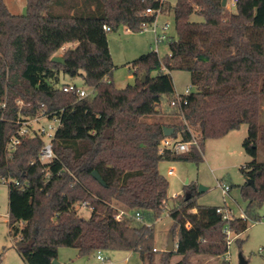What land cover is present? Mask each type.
<instances>
[{
	"label": "trees",
	"instance_id": "1",
	"mask_svg": "<svg viewBox=\"0 0 264 264\" xmlns=\"http://www.w3.org/2000/svg\"><path fill=\"white\" fill-rule=\"evenodd\" d=\"M165 5V0H27L26 13H13L0 0V183L8 184L9 232L27 264H55L60 247L76 248L82 256L103 248L132 250L154 264L155 221L170 185L159 162L200 163L208 138L245 123L242 145L252 159L242 172L254 185H239L244 216L225 220L218 208L226 205L199 204L197 183H186L169 212L177 247L162 251L161 263L181 255L174 264H188L197 253L226 258L225 225L241 234L249 219L264 217V160L258 158L264 144V0H237L232 12L222 0H177L172 7L177 37H168L169 52L135 58L136 82L117 87L108 32L121 26L143 30ZM149 7L156 11L147 13ZM63 46L64 62L53 61ZM173 70L192 75L181 107L171 104ZM62 74L83 77L93 92L80 97L64 91ZM43 111L60 119L52 160H40L45 140L37 130L10 151L18 120ZM164 126L174 128L173 137L196 138L198 144L185 153L160 152ZM82 202L91 207L89 216L78 211ZM120 209L128 214L117 219ZM244 240L235 241L241 246Z\"/></svg>",
	"mask_w": 264,
	"mask_h": 264
},
{
	"label": "rangeland",
	"instance_id": "2",
	"mask_svg": "<svg viewBox=\"0 0 264 264\" xmlns=\"http://www.w3.org/2000/svg\"><path fill=\"white\" fill-rule=\"evenodd\" d=\"M8 9L13 13H26L27 0H4ZM177 0H165L163 11L157 15L159 25L169 23L167 36L176 38L173 5ZM228 6L232 11L237 10L234 0H228ZM192 19L200 20L201 16L192 15ZM153 24L140 31H126V26H121L116 30L108 32L109 45L115 64L113 80L117 87L123 88L128 84L136 82L133 60L143 53L158 51V55L164 57L169 52L168 41L160 43L157 49L155 34L152 30ZM160 30V29H159ZM60 49L56 54L62 55ZM155 74L156 72H152ZM171 75L174 81L176 92L183 93L186 88L191 86L192 75L186 70H173ZM62 81H73L79 86L85 87L90 93L93 89L87 86L83 77H71L62 74ZM24 100H19L20 105H24ZM156 119V116L148 118L149 121ZM58 121L48 117H42L34 122L33 126L37 129L44 126L47 131L53 132L57 127ZM248 135V125L245 123L239 129H234L222 137L208 138L205 142L204 159L200 163L193 160H162L159 162L160 172L169 181L168 201L161 215L155 221V249L156 259L154 264L161 263V252L166 250L171 234L173 219L169 212L176 206V195L185 193L186 183H197V202L205 205H228L232 213L237 217L244 214L246 201L243 199L239 185L246 182L247 178L242 172V167L252 158L243 148L242 142ZM44 136V139H47ZM259 158L264 157V144H259ZM173 168V173L169 170ZM225 181L233 187L227 195L223 194L219 182ZM204 185L206 189L199 191V186ZM80 214L89 216L90 210L80 209ZM9 202L8 184L0 183V264H27L16 249V237L9 232ZM260 214L264 215V206L260 209ZM23 226L22 223L19 224ZM233 241L229 246L227 257L224 255H212L197 253L189 257L188 264H238L240 253L248 260V264H264V217L260 220L249 219L248 229L241 233L231 234ZM238 238H245L240 246ZM103 256V260L97 258V254ZM181 255H174L168 264H174L181 259ZM128 259V260H127ZM58 260L61 264H145L140 254L126 249H100L90 255H79V251L73 247H60Z\"/></svg>",
	"mask_w": 264,
	"mask_h": 264
},
{
	"label": "built area",
	"instance_id": "3",
	"mask_svg": "<svg viewBox=\"0 0 264 264\" xmlns=\"http://www.w3.org/2000/svg\"><path fill=\"white\" fill-rule=\"evenodd\" d=\"M234 1L236 3L237 0H234ZM227 2H228V0H227ZM155 11L156 10L154 8H151V7L146 9L147 13H154ZM157 12L160 13V10H158ZM152 24H153L152 30L155 34V42L157 44L156 46L158 49V46L160 45V43L163 41H166L169 37V36H167V29L169 27V23L165 22L164 24L159 25L157 23V17H156L155 21ZM152 24L145 26L144 29L151 26ZM104 28L107 31L110 30L109 25H105ZM65 48H66V46H63L61 48V50L63 51V50H65ZM62 89L64 91L72 92V93L75 91L80 97H85L87 95H90V92L87 91L85 87L79 86L78 84L74 83L73 81L67 82L64 85H62ZM190 93H191V86L186 88L185 92H183V93L176 92L175 98L172 99L171 104L173 106L181 107L183 104L187 103V96ZM22 103L25 104V102H23V101H22ZM44 114H45V112L43 111L41 115H38V116L36 115V117H34V118H22V119L18 120V123L20 125L18 128V131H17V133L13 134L9 140L8 149L10 151H13L16 149V146L19 145V143L21 142V137L32 134V133H34V130H37V132L43 138H44V136L48 137L47 139H44L45 143L40 150V154H39L40 160L42 162H49L50 160H52V158L55 156L52 139L54 138L55 131H56V129L60 123V119L57 117L53 118L56 121H58L57 127H52V128H54L53 132L47 131V128H45L44 126L36 129L33 126V123L34 122L37 123V121H39L42 117H46V115H44ZM192 144H198V140L196 138H194L192 141H182L180 137L165 136L160 143L159 151L164 152V150L170 149L171 151H173L177 154L185 153V152H188L190 150ZM169 173L170 174L173 173V168H171L169 170ZM219 185L222 188L223 194L227 195L229 193L230 187H231L229 185V183H226L225 181H221V182H219ZM76 207L78 208V211L80 209H88V210L91 209V207L88 205L87 202H82V203H80V205L77 204ZM218 211L223 212V218L225 220L237 217L232 213V210L227 206L225 209L219 207ZM126 214H128L127 211L120 209L117 212L115 217H117V219H120V218H122L123 215H126ZM243 216H244V214H243ZM135 218L138 221L143 220L142 216L138 213L135 215ZM188 227H190V225H188ZM224 231L227 234V244H228V246H230L231 242L233 241V238L231 237V234L233 233V231L230 230L228 224L225 225ZM228 253H229V251H228ZM226 257H227V255H226ZM97 258L103 259V256L100 253H98Z\"/></svg>",
	"mask_w": 264,
	"mask_h": 264
},
{
	"label": "water",
	"instance_id": "4",
	"mask_svg": "<svg viewBox=\"0 0 264 264\" xmlns=\"http://www.w3.org/2000/svg\"><path fill=\"white\" fill-rule=\"evenodd\" d=\"M222 4L225 6L227 5V0H222ZM53 61L56 60V62H64V58L62 55L59 54H55L52 56L51 58ZM141 80L144 82L146 79V73L143 74V76L141 77ZM175 133L174 132V128L173 127H169V126H164V135L165 136H172V134ZM93 176L99 181L102 182V184H104V181L102 180L101 176L99 175V173L97 171L93 172ZM248 183L254 185V181L251 178H247L246 180ZM206 189V187L204 185L199 186V191L201 192L202 190ZM171 237H169V241H168V245L166 247V250L171 251L176 249L177 244L175 242L174 236L172 235V233L170 234ZM55 264H61V262L58 259L54 260ZM238 264H248V260L245 258V256H243V254L240 253L239 255V262Z\"/></svg>",
	"mask_w": 264,
	"mask_h": 264
},
{
	"label": "crops",
	"instance_id": "5",
	"mask_svg": "<svg viewBox=\"0 0 264 264\" xmlns=\"http://www.w3.org/2000/svg\"><path fill=\"white\" fill-rule=\"evenodd\" d=\"M227 6H228V2H227ZM229 7V6H228ZM126 31H131L130 29H128L127 27H126ZM111 50V49H110ZM66 82H72V81H66ZM258 158H259V156H258ZM260 160H264V157L261 159V158H259ZM226 205V204H225ZM227 207H229L228 205H226ZM230 208V207H229ZM197 209L196 208H194V209H192V212H195ZM99 260H103V259H99ZM128 260V259H127Z\"/></svg>",
	"mask_w": 264,
	"mask_h": 264
}]
</instances>
